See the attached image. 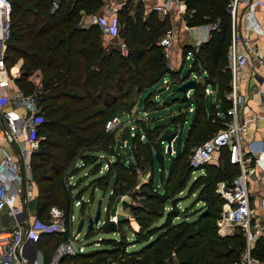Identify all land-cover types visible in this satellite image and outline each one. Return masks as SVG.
Wrapping results in <instances>:
<instances>
[{
  "label": "trees",
  "instance_id": "16d2710c",
  "mask_svg": "<svg viewBox=\"0 0 264 264\" xmlns=\"http://www.w3.org/2000/svg\"><path fill=\"white\" fill-rule=\"evenodd\" d=\"M10 1V37L5 43L3 61L10 69L21 60L20 74L14 82L23 94L36 96L42 118L36 133L38 146L31 152L29 161L31 180L37 188L30 210L44 221L50 207L55 206L64 213L68 227L71 207L82 194L73 195L70 193L72 187L66 185L68 177L78 172L72 173L76 171L73 169L76 161L84 164L91 157L88 152L97 146H103L105 150L110 147L109 154L114 159L107 162L106 173L97 176L99 168L91 170L88 175L97 177L86 188H105L112 177L111 197H118L133 185L137 162L145 156L151 168L156 160L153 147L154 150L159 148L161 153V146L157 147L158 144L151 141V129L144 127L143 120L132 117L134 123L146 130V141L130 138L134 163L124 161L115 149L111 151L112 143L109 144L108 140L112 142V137L105 131V124L115 116H129V102L134 92L139 95L166 75L171 79L179 76V72L168 66L167 57L158 44L159 38L171 28V21L168 16L159 18L154 10L143 15L141 3H137L132 15L130 5H123L116 11L120 25L118 39L124 45L123 53L119 43L104 42L97 24L82 25L83 16L97 13L104 0H57L56 9H52L54 0ZM229 1L183 0V20L188 27L216 25V28L209 31L207 40L199 46L183 47L182 56L191 52L192 68L200 66L207 76L204 85H195L187 101L193 105V117L184 146L170 155L167 174L171 175L162 176L161 181L164 179L158 188L153 186L149 177L142 185L147 191H142L139 205L122 203L133 218L131 241L141 247L129 249L131 241L126 239L123 227H120L127 224L128 219L119 218L114 231L106 225L100 228L104 233H118L117 238L101 239L102 248L64 256L60 264L240 263L245 248L242 230L236 228L230 236L217 233L223 200L216 193V186L219 182L231 183L239 173V168L229 163L225 150L220 152L219 165H204L203 173L196 176L188 187V193L196 192V202L201 203L197 218L186 221L187 209L178 207V194L186 187L193 172L185 164L188 149L223 128L220 119L206 113L207 109L214 112L215 108L214 105L208 106L204 87L209 85L215 90L224 111L228 107L224 93L229 88L226 69V52L230 43ZM36 72L40 74L39 86L31 80ZM150 98L148 96L145 100L144 108L156 105ZM185 118L182 117L181 121L184 122ZM178 138L181 139V134ZM135 140L139 142L136 146ZM82 207L83 204L81 210ZM175 219L180 221L175 222ZM160 220L162 222L158 224ZM67 233L43 236L37 243L43 264H48L54 248L66 239ZM89 233L90 229L86 237ZM250 253L264 264L263 238L256 240Z\"/></svg>",
  "mask_w": 264,
  "mask_h": 264
},
{
  "label": "built area",
  "instance_id": "2783aa9c",
  "mask_svg": "<svg viewBox=\"0 0 264 264\" xmlns=\"http://www.w3.org/2000/svg\"><path fill=\"white\" fill-rule=\"evenodd\" d=\"M159 1L160 4L153 8L159 18L171 16V6L184 4L183 0ZM124 4L125 2L122 6ZM56 8L57 0H54L52 9ZM260 8H264L261 0H230L227 5L230 15V43L226 52L229 88L224 93V98L228 107L222 112L215 110V116L220 119L223 128L194 146L188 160L193 172L203 173L202 167L211 165L212 160L217 164L220 152L225 150L229 163L239 168L238 175L231 183L219 182L216 186V193L223 200L217 220V233L220 236H230L235 228L242 230L245 248L239 264H263L250 253L256 240L264 239V222L256 215L258 208L264 220V28L256 16ZM10 19L11 1L0 0V139L7 134L9 142L14 143L18 137H22L34 151L38 145L37 128L42 120L37 98L33 94H23L18 87L9 94V84L14 79L10 72L7 73L9 69L3 61L5 43L10 37ZM91 23L97 24L102 34L109 38L118 36L120 25L114 10H110L108 16L93 15ZM214 28L216 25H208V33ZM171 35L172 30L169 29L158 40L166 59L172 48ZM197 45L198 43L193 46ZM120 47L124 49L123 44ZM188 59L189 55L186 53L183 62ZM199 68L200 66L197 68L199 76L189 71L186 80L193 79L195 84L203 85L207 73ZM165 77L161 79L163 89H167L173 82ZM184 81L178 76L176 83L180 85ZM204 88L205 95L213 93L209 85ZM191 95L192 91L186 93L187 101ZM192 110L189 105L185 112ZM121 119L122 116H115L107 121L105 131L109 132L123 123ZM133 120L132 117L128 119L134 124ZM250 131L253 137L249 141ZM132 136H136V133L132 132ZM172 143L173 141L170 146L171 155L174 152ZM122 145L125 147L126 141ZM0 152V214L3 213L11 221L10 228L0 226V264H43V256L37 243L43 236L65 234L67 231L66 239L56 245L48 264H60L62 257L81 253L83 245L70 238L72 214L67 227L64 213L55 206L50 207L47 219L42 221L36 216L31 218L27 210L19 205L21 195L27 201L32 198L34 184L26 176L29 165L27 162L14 160L5 147L0 148ZM256 187L259 188L260 195L256 193ZM118 221L116 210L113 216L107 213L106 219L100 224L103 226L110 222L117 225ZM98 224L99 220L96 225ZM75 233L76 236L79 234Z\"/></svg>",
  "mask_w": 264,
  "mask_h": 264
},
{
  "label": "rangeland",
  "instance_id": "374dc122",
  "mask_svg": "<svg viewBox=\"0 0 264 264\" xmlns=\"http://www.w3.org/2000/svg\"><path fill=\"white\" fill-rule=\"evenodd\" d=\"M107 1V0H106ZM109 2V0H108ZM136 3L131 4V8L133 7L134 10L136 9ZM142 8V7H141ZM143 10V8H142ZM147 12L143 10V15H146ZM172 30L171 38L173 42H175L176 45H178V55L182 56L183 54V44L184 42L182 39H180L179 32L175 31L173 27L170 28ZM189 59L184 61V63L181 65L179 76L189 73V71L194 72L195 75L199 76V71L197 68H192V53L188 52ZM168 62V60H167ZM202 70L201 68H199ZM166 80L170 81V76L166 75ZM178 77H174L172 79V83H170L167 87V89L160 90L162 87H164V83L160 81L156 85L150 88L144 89L141 93H139V98L141 100L140 106L138 109H135L136 107V101L138 94L135 92L132 94L131 100L129 102L131 108L129 109V116L126 119L125 115L122 117L120 125L115 126L111 131L108 133L111 135V140H108V143L111 144V151H114V149L117 151L118 154H120L121 158L127 162V160L134 163V159L132 157V151L130 148V138L137 137L138 141L145 142L146 141V130L143 128L146 127L150 130V136L151 141L154 143H157L161 146V155H162V162H158L157 160H154L153 166L150 168L148 159L144 156L143 159H140L139 162H137V168L135 175L132 178L133 185L131 188L126 191V193L118 196L121 198V202L118 204L117 207V215L118 218L122 219H128L127 224H122L120 227H123V232L128 241H131L133 239V234L131 232V227H134L133 224V218L131 217L130 213L127 209H125L122 205V203H127L129 205H139L142 202V191H147V189H143L142 185L146 184L149 180V177L152 179V184L155 186V188L160 187L161 182H163L164 177H169L171 174H167V170L170 165L171 157L169 154L165 151V142H164V136L169 133H175L177 132L178 135L181 134V139L179 140L178 136L173 141L172 147L173 151H177L179 147L184 146V139L186 137L190 122L193 117V110L192 112L186 113L187 107L189 106L187 100L181 101V93L176 91L177 83L176 80ZM204 85V84H203ZM214 90L213 93L208 97V106L214 105L219 108V112H222L221 108V101L218 95L214 97ZM150 96V101L155 103L156 105L148 106L147 108H144V102L147 99V97ZM193 108V105H190ZM215 108V107H214ZM207 115H215V111H209L207 109ZM139 115L141 118H139ZM185 121L182 122L181 118L185 117ZM130 117H136L140 120L144 121V127L140 128V125L134 123H130L128 119ZM180 119V120H179ZM125 120V121H124ZM127 120V121H126ZM132 132L138 133V136H132ZM126 141V146L123 147L122 142ZM134 145L136 146L137 142L136 140L133 141ZM198 144V143H197ZM196 145V144H195ZM194 145V146H195ZM193 146V147H194ZM191 146L190 149H188V156L187 161L185 162L186 166L188 165L189 155L193 148ZM110 147H107L105 150V147L103 146H97L91 153L88 152V155L91 156L84 164L81 161H76L73 169L76 171H72L73 176L68 177L66 185L72 187L70 193L79 194V192H82L80 198L78 200H75L74 202L77 203V205H72V212L74 218L72 219V230L70 233V238L73 239L76 243H81L84 245L85 249L98 247V249L102 248L101 244L99 243L101 239H114L117 238V233L108 232L104 233L102 229V225L100 224L101 221H104L107 217L108 210L113 205L115 199L117 196L111 197L112 193V183L113 179L110 177L109 182L105 188H94L87 187L86 185L88 183H91L94 178L97 176H102L106 173L108 169L107 162H112L114 157L110 155L109 152ZM159 150V148H157ZM154 147L152 150V153H154ZM87 153V152H86ZM174 152L172 153V155ZM150 160V158H149ZM215 161V160H212ZM216 162V161H215ZM96 163H99L98 166H96ZM208 165V164H207ZM219 165V161L217 163V166ZM216 166V167H217ZM99 168V173L96 177H93L92 175H88L91 170L95 171V168ZM199 172H192L190 174V177L186 183V187L178 194V197L180 198V201L178 203V207L180 209H187L186 213L188 217L186 218V221H192L197 218L198 212L201 209V203L196 202L197 193H188V187L190 183L195 179L196 176H198ZM167 175V176H166ZM22 196V195H21ZM82 198V199H81ZM82 201V202H81ZM98 201H101L100 203V217H99V224L94 225L90 229L89 237H86V233L88 231L87 227V221L89 217L94 216L95 210L97 207ZM19 205L21 204L22 207L27 210L26 212H30L31 203L30 201H27L23 198H19ZM83 204L82 210L81 205ZM222 209V206H221ZM30 214V213H29ZM261 218V222L263 223L264 220ZM80 219L84 220V225L80 233L76 236V226ZM180 219H175V222H179ZM162 220L158 222L161 223ZM264 224V223H263ZM0 226L1 227H11V224H9L7 217L3 216L0 219ZM100 229V230H99ZM236 229V228H235ZM233 230V232L235 231ZM133 241V240H132ZM130 242L129 249L136 250L137 248H140V244H133V242ZM89 243V244H88ZM88 244V245H87ZM98 244V245H94ZM133 244V245H132ZM91 246V247H90Z\"/></svg>",
  "mask_w": 264,
  "mask_h": 264
},
{
  "label": "crops",
  "instance_id": "0c3cea01",
  "mask_svg": "<svg viewBox=\"0 0 264 264\" xmlns=\"http://www.w3.org/2000/svg\"><path fill=\"white\" fill-rule=\"evenodd\" d=\"M261 1L264 2V0H261ZM124 2H125L124 5H126V4L131 5V4H134V3H136V4L137 3H141L144 6V11L145 12L153 10V8L155 6L160 4L159 0H109V2H108V0L107 1L104 0L103 7L97 13L92 14V15H84L83 16L82 25L86 27V26L92 24L91 21H92V16L93 15L94 16H98V15H100V16H108L109 13H110V10H114L115 14H116V11L119 10L122 7V4ZM133 11H134V8L132 7L131 10H130V15L133 14ZM184 15H185V5L184 4L171 6V16H169V19L171 21V27H173L175 31L179 32L180 39H182V41L184 42L183 46H187V45L193 46L196 43H198L197 46H199L201 43H203V42H205L207 40V37H208V34H209L208 31H207V26L188 27L185 24L184 20H183ZM256 16H257V19H258L260 25L264 28V8H260L257 11ZM103 40H104V42L106 44H111V43L114 44V43H119L120 42V40L118 39V36L109 38V37L103 35ZM262 42H264V39H263ZM119 44H121V43H119ZM177 47H178V45H176L175 42H173V40H172V48L170 50V53H169V56H168V59H167L168 60L167 63H168V66L170 67V69L172 71L180 72L181 65L184 62H183V56H179L180 54L178 55ZM121 51L123 53H125V49H121ZM20 65H21V60H19L17 63H15V65L13 67H11L9 69V71L7 72V73H9V72L11 73V76H13L14 80L20 74V72H19ZM31 80L36 86H39L40 85V74H39V72H36L35 75H33V77L31 78ZM16 88H17V86H16L15 82L10 83L9 84V94H12ZM210 95L211 94L205 95L206 102L208 101V97ZM216 95H217L216 92H214V97H216ZM140 102H141V100H140L139 95H138L135 109L139 108ZM252 102H254V101H252ZM207 104H208V102H207ZM214 107H215V110H219V108H217L215 106V104H214ZM6 108H7V106H6ZM139 118H141L140 115H139ZM252 137L253 136H252L251 131H250L248 140L249 141L252 140ZM9 140H10L9 136L7 134L4 136V138L0 139V148L5 147L7 149V151L13 156L14 160L19 161L21 163L22 162L23 163L27 162L28 165H29L30 154L32 152L33 147L31 145H29L28 142H26L22 137H18L14 143L13 142H9ZM0 158H1V152H0ZM212 162L213 163H211V165L217 166L215 161H212ZM28 168H29V166H28ZM196 172H199L198 175L201 174L200 171H196ZM26 176H28L29 179L31 180L30 170H28V173H26ZM256 189H257L256 193L258 195H260L259 188L256 187ZM36 194H37V188H36V185H34L32 198L30 200H28V201L31 202L34 199V197L36 196ZM21 198H22V196L20 197V199ZM23 198H24V196H23ZM254 202H255V204H257L256 201H254ZM74 205H77V203L74 204ZM256 211H257L256 215H260V217H261L262 213L260 211H258V208L256 209ZM29 213H30L29 215H30L31 218L33 216H35V213L32 210H30ZM71 214H72V217L74 218L72 210H71ZM3 216H4L3 213L0 214V219ZM8 222H9V224H11V221L9 219H8ZM94 245H98V244H94ZM82 247H83V251L82 252H89V251H93V250H97L98 249V247H93V246H92V248H88V249H85L84 245ZM131 250H134V249H131Z\"/></svg>",
  "mask_w": 264,
  "mask_h": 264
},
{
  "label": "water",
  "instance_id": "95a60500",
  "mask_svg": "<svg viewBox=\"0 0 264 264\" xmlns=\"http://www.w3.org/2000/svg\"><path fill=\"white\" fill-rule=\"evenodd\" d=\"M187 76H188V73L181 75L182 81L186 80ZM195 85H196L195 81L193 79H191V80H186L182 84L177 86L176 91L181 93V97H180L181 101H186L187 100L186 93L188 91H193V89L195 88ZM160 90L162 91L163 88H161ZM176 137H177V133L176 132L168 134V135H166L164 137V142H165V146H166L165 147V151L169 155H171V147H170L171 146V142ZM154 157H155V159L158 162H162V156H161V153L158 150L154 151ZM120 202H121V198L117 197L115 199L113 205L109 209V212H108L111 216L115 215V212L117 210L118 204ZM100 203H101V201H98L94 216L88 218V221H87L88 229H91L94 225H96L98 223V220H99V217H100ZM83 225H84V220L80 219L78 221V223H77V226H76V232L77 233H79L82 230ZM106 227L110 231H114L115 228H116V225L114 223H110L109 222V223L106 224Z\"/></svg>",
  "mask_w": 264,
  "mask_h": 264
}]
</instances>
